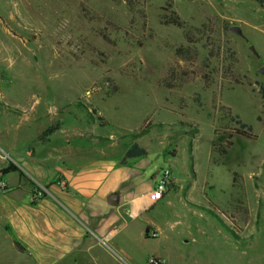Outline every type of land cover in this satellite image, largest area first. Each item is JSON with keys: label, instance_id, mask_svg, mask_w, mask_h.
<instances>
[{"label": "rangeland", "instance_id": "rangeland-1", "mask_svg": "<svg viewBox=\"0 0 264 264\" xmlns=\"http://www.w3.org/2000/svg\"><path fill=\"white\" fill-rule=\"evenodd\" d=\"M262 65L256 0H0L2 100H47L92 155L176 177L171 205L123 215L132 264H264ZM144 220L161 232L144 238Z\"/></svg>", "mask_w": 264, "mask_h": 264}, {"label": "crops", "instance_id": "crops-1", "mask_svg": "<svg viewBox=\"0 0 264 264\" xmlns=\"http://www.w3.org/2000/svg\"><path fill=\"white\" fill-rule=\"evenodd\" d=\"M47 104L37 98L32 105L10 104L0 96V177L7 186L0 192V264H132L122 238L133 220H124V211L171 205L176 177L145 207L157 179L139 178L138 163L123 161L122 154L118 159L103 148L92 155L88 140L74 138ZM35 188L41 196L31 200ZM110 195L114 205L107 203ZM144 227V238L161 232L149 220ZM151 256L171 264L167 255Z\"/></svg>", "mask_w": 264, "mask_h": 264}, {"label": "built area", "instance_id": "built-area-1", "mask_svg": "<svg viewBox=\"0 0 264 264\" xmlns=\"http://www.w3.org/2000/svg\"><path fill=\"white\" fill-rule=\"evenodd\" d=\"M160 177L155 181L153 187L145 193L144 199H145V207H150L153 204H155L158 200H160L165 192L170 189L172 183H171V175L167 169H164L160 172ZM59 185L62 186V183L59 181ZM6 183L4 180L0 177V192H3L6 190ZM41 196V190L38 188H35L32 195L31 200H34ZM142 211V208L140 207H133L131 209H127L124 211V215L129 218L133 219L137 217L140 212ZM157 232L152 231L150 232L151 237H156ZM145 264H166L165 260L161 257L151 256L149 260Z\"/></svg>", "mask_w": 264, "mask_h": 264}, {"label": "trees", "instance_id": "trees-1", "mask_svg": "<svg viewBox=\"0 0 264 264\" xmlns=\"http://www.w3.org/2000/svg\"><path fill=\"white\" fill-rule=\"evenodd\" d=\"M256 1H258V2H264V0H256ZM171 21H172L171 23L173 25H178L176 21H174V20H171ZM259 93L261 94V97L264 98V88H263V86H260L259 87ZM236 123H238V122L236 121ZM243 128H244V125L243 124H239V127L238 128L237 127L236 128H233V132L236 133L237 135L238 134L239 135H246V134H248V132H246V130L249 127L245 128L246 130H242ZM229 145H230V141L228 139H226L225 142H224V144H223V146H220L219 148H217L215 150H217V151H219V153H222L223 154L225 152L226 147H228ZM211 147L214 148V143H211ZM143 153H144V149L142 147H139V146H137L136 144L133 143L124 152V156L125 157L126 156H135V155L138 156V155H141ZM124 156H123V158H124ZM15 244L19 248L18 244L17 243H15Z\"/></svg>", "mask_w": 264, "mask_h": 264}, {"label": "water", "instance_id": "water-1", "mask_svg": "<svg viewBox=\"0 0 264 264\" xmlns=\"http://www.w3.org/2000/svg\"><path fill=\"white\" fill-rule=\"evenodd\" d=\"M229 30L232 31V32H234V33H236V34H238V35H242L241 34V31H240V28L238 26H235V25L234 26H230L229 27ZM250 50L253 52V49H252L251 46H250ZM258 71L261 72L262 74H264V65L260 66L258 68ZM107 203L108 204H111V205H114L115 204L114 195L108 196Z\"/></svg>", "mask_w": 264, "mask_h": 264}]
</instances>
